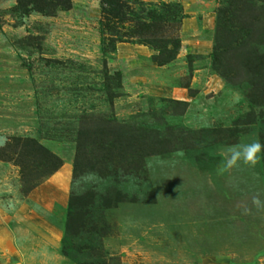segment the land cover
<instances>
[{"label":"rangeland","instance_id":"1","mask_svg":"<svg viewBox=\"0 0 264 264\" xmlns=\"http://www.w3.org/2000/svg\"><path fill=\"white\" fill-rule=\"evenodd\" d=\"M124 1L0 0V264H264V152L219 170L264 144V0L246 45L232 0Z\"/></svg>","mask_w":264,"mask_h":264},{"label":"trees","instance_id":"2","mask_svg":"<svg viewBox=\"0 0 264 264\" xmlns=\"http://www.w3.org/2000/svg\"><path fill=\"white\" fill-rule=\"evenodd\" d=\"M232 1L235 4L233 7H231V9H229V11H231L232 13V18L230 20V23L233 26L234 21H237L239 23L237 27L245 28L242 31H240L238 42L239 43L241 42V44L246 45L248 41H251L250 38H252L250 37V32L248 31L247 28H254L255 26H258V24L253 26L256 22H254L252 25L250 23L253 18L255 17L257 18L260 15L257 7H262V6L260 5L258 6L257 2H255L254 0H232ZM256 1H260V0H256ZM129 9H130V6L128 2H125L124 0H105L104 12L107 17L106 18L107 21L117 20V21L123 22V21L129 20V14H128ZM162 12L163 14L162 13L157 14L155 12L152 13L148 11L146 12V15L136 16L135 17L136 18L135 19L136 28L134 32H132L133 37L140 38L142 42L152 45L153 49L159 52V54L162 53L163 51L168 50L166 48L167 46L164 45L165 43H167V41L165 40V35L167 34V30H166L167 28H165V26L169 21H172V16H173L171 15V8L169 7L163 6ZM226 12L227 11L223 12V14H226ZM104 31H105V28H101V35H104ZM168 44L170 43L168 42ZM163 62H166V60ZM263 63L264 62H260L261 64L260 68L264 66ZM100 148L101 150L103 149L106 153L112 150V146L110 148L108 147L106 148V144H101ZM7 161H10V159H7ZM58 165L59 164L54 166L52 171H56L59 167ZM71 216H72V213L69 214V217ZM66 243L67 241L65 239L63 242L62 251L64 255L68 256V253L65 250Z\"/></svg>","mask_w":264,"mask_h":264},{"label":"clouds","instance_id":"3","mask_svg":"<svg viewBox=\"0 0 264 264\" xmlns=\"http://www.w3.org/2000/svg\"><path fill=\"white\" fill-rule=\"evenodd\" d=\"M262 152H264V144L259 140L229 146L220 153L223 160L219 170L221 172L230 171L241 166L254 168L259 163ZM262 195L264 194H254L252 196L251 206L243 209L245 214H252L253 211L264 212V198H262Z\"/></svg>","mask_w":264,"mask_h":264}]
</instances>
